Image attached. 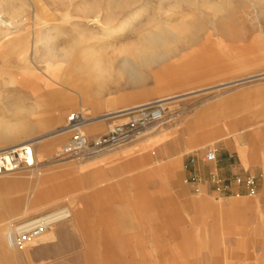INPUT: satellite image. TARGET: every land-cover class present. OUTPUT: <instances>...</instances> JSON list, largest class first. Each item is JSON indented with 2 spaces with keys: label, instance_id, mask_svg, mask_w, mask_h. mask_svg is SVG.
I'll return each instance as SVG.
<instances>
[{
  "label": "rangeland",
  "instance_id": "1",
  "mask_svg": "<svg viewBox=\"0 0 264 264\" xmlns=\"http://www.w3.org/2000/svg\"><path fill=\"white\" fill-rule=\"evenodd\" d=\"M0 17V153L32 143L38 165L0 175V264H264V0H0ZM152 102L158 129L57 157L71 114L93 141ZM65 209L54 240L6 246L10 226Z\"/></svg>",
  "mask_w": 264,
  "mask_h": 264
},
{
  "label": "built area",
  "instance_id": "2",
  "mask_svg": "<svg viewBox=\"0 0 264 264\" xmlns=\"http://www.w3.org/2000/svg\"><path fill=\"white\" fill-rule=\"evenodd\" d=\"M127 122L113 126L108 134L90 140L84 132L88 121L83 112L69 116L66 129L72 134L70 142L58 153L59 158L85 159L98 151H109L133 141L134 135L143 127L164 120L166 108L161 104H150L124 112ZM207 164H216L218 151L210 150L204 157ZM36 164L35 150L32 145L6 150L0 153V174L21 169L33 168ZM214 182L220 183L217 175L212 176ZM241 183V179H237ZM48 220L38 218L14 224L7 232L8 244L17 249L30 247L50 227Z\"/></svg>",
  "mask_w": 264,
  "mask_h": 264
},
{
  "label": "bare ground",
  "instance_id": "3",
  "mask_svg": "<svg viewBox=\"0 0 264 264\" xmlns=\"http://www.w3.org/2000/svg\"><path fill=\"white\" fill-rule=\"evenodd\" d=\"M154 15L152 14V12H150V11H145V12H142L140 15H134V17H132L131 19H130V24L131 25H134V24H138L139 22H142V21H144V20H147V19H150V18H152ZM0 19H1V24L3 23V26H4V24H8V21L7 20H2V17H0ZM141 61H139V63H145V62H147V61H149V59L146 57V56H142V58L140 59ZM98 62L99 63H101V60H99L98 59ZM130 61H129V59H124V60H122L121 61V67H122V69L124 70V71H126V72H131V75H133V77H139V74L136 72V71H134L131 67H130V63H129ZM194 70V72H195V70H197V67L196 68H194L193 69ZM181 72H187V70L186 69H184L183 67H179V68H177L176 69V72H175V74H172V75H169L171 78L172 77H175L176 75H178L179 73H181ZM150 104H161V103H154V102H152V103H147V104H141V105H138V106H135V107H133V108H131L130 110H132V109H136V108H140V107H142V106H145V105H150ZM163 107H164V105L163 104H161ZM129 111V110H128ZM125 112H127V111H125ZM123 114L122 115H126L124 112H122ZM166 118V115H165V117H164V119ZM66 132L67 133H69V131L66 129ZM135 136V135H134ZM30 145H32L33 146V144L32 143H30V144H26V145H23V146H30ZM10 150V149H9ZM3 152V151H2ZM102 152H104V151H102ZM101 151L99 152L98 151V153L97 154H94L93 156H96V155H98V154H100V153H102ZM93 156H91V157H93ZM88 158H90V157H88ZM72 160V159H71ZM35 168H36V166L35 167H33V168H27V169H29V170H35ZM14 172H16V171H14ZM10 173H13V172H10ZM2 174H5V175H7V174H9V173H2ZM1 175V174H0ZM11 176V175H10ZM7 187H6V190H11V188L13 187V180H10V181H8V183H7V185H6ZM69 217V214H68V211H67V209H65V210H62V211H60V212H58V213H55V214H52V215H48V216H46L45 217V220H48V222L50 221V222H52V223H50L51 225L52 224H54L55 222H59V221H63V220H65V219H67ZM11 229V226L8 228V230H10ZM49 230V229H48ZM47 230V231H48ZM47 231H45L39 238H37L36 240H38V241H44V240H46L48 237H46V236H43ZM5 238H6V233H5ZM35 240V241H36ZM34 242V241H33ZM7 244V246H8V248L9 249H11V250H14L13 249V247H11L9 244H8V242L6 243ZM33 244V243H32ZM0 251L2 252H7V250L4 248V245H3V243H2V241L0 240ZM8 253V252H7Z\"/></svg>",
  "mask_w": 264,
  "mask_h": 264
},
{
  "label": "crops",
  "instance_id": "4",
  "mask_svg": "<svg viewBox=\"0 0 264 264\" xmlns=\"http://www.w3.org/2000/svg\"><path fill=\"white\" fill-rule=\"evenodd\" d=\"M136 106V105H135ZM126 109V108H125ZM121 110H123V109H121ZM125 111H127V110H125ZM116 112L117 111H115V112H112V113H109L108 115H116ZM122 112H124V111H122ZM121 116H124V115H121ZM118 117V116H117ZM115 118V117H114ZM111 119V118H110ZM92 124L93 123H91V122H88L87 121V123H86V125H85V127H84V132H85V128L87 129H89V128H91V126H92ZM161 124H162V122L160 123V125H158L157 127H146V128H143L142 130H141V132H142V134L141 135H145V134H147L150 130L151 131H154L155 129H158L160 126H161ZM139 132H137L136 133V135L134 136V139L136 140L140 135H137ZM86 134V133H85ZM94 136V135H93ZM92 136V138H94ZM232 137H234V135H232V134H227V135H225V142H226V144L227 145H231L232 144V140H231V138ZM96 139V138H95ZM238 150V153L240 154V157L243 159V161H244V164H246V166H248V163H247V161H246V148H243V147H239V148H237ZM123 152H124V150H123ZM97 156V155H96ZM93 157H95V156H93ZM93 157H90V158H93ZM177 165V162L176 161H170L169 162V167H172V168H174L175 166ZM37 167H38V165H36V168H35V170L37 169ZM32 171H34V170H31V172ZM67 211H68V214H69V217H70V211L67 209ZM68 217V218H69ZM67 218V219H68ZM66 220V219H65ZM46 237H48L47 238V240H45L44 242H42V243H40V244H38V245H34V246H39V245H41V244H45V243H47V242H49V241H52V240H54L55 239V233L54 232H49V234H47L46 235ZM6 246H7V244H6ZM8 247V246H7ZM219 264H224V263H221V262H218ZM226 264V263H225Z\"/></svg>",
  "mask_w": 264,
  "mask_h": 264
}]
</instances>
